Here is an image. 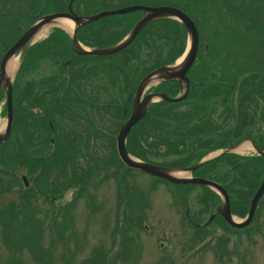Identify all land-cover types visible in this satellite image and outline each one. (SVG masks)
Masks as SVG:
<instances>
[{"label": "rangeland", "instance_id": "rangeland-1", "mask_svg": "<svg viewBox=\"0 0 264 264\" xmlns=\"http://www.w3.org/2000/svg\"><path fill=\"white\" fill-rule=\"evenodd\" d=\"M156 1L165 2L166 0ZM170 1L173 6L182 9L191 16L195 23L197 22L196 25L198 24L200 46L196 59L197 64L194 65L193 68H197L199 64L204 65L202 66L203 70H201V73H203L204 80L206 79L208 83H210L211 78H225L234 74V72H236L235 63L239 62L240 57L244 59L246 57V55L242 54L241 50H238L236 47L235 52H228L231 47L230 44L234 42L241 46L238 39L239 34L237 33L238 27L236 28V26L243 25L254 32L264 34V0ZM77 2L79 1L77 0ZM147 2H149V0H114V3H116L115 6H120V8L130 5H146ZM40 3L41 7H39L38 10L48 11L49 6L47 4L43 5L42 0ZM103 4L104 0H83L78 7L82 16H88L103 11L105 7ZM106 6H108V4H106ZM112 7L114 6H109V8ZM136 12L137 11L122 14L121 20L125 21L127 15L132 16L135 15ZM115 16L119 15H111L98 19L97 21L84 25V28H86V30H91L102 23L105 24L110 22L111 19L116 18ZM174 20L181 24L177 19ZM180 24L173 23L170 31L180 33L182 30ZM54 26L55 20L43 26L31 39V42L37 41L40 43L36 42L37 45L35 44L27 51L30 47L28 46L26 50L16 53L7 61L5 72L10 80H12L16 71H18L20 63L24 62L23 67L25 71L31 70V72L28 74L24 73V76H19V81L23 82L29 78L28 81L38 82L37 77L41 72L46 71L44 66L47 64L48 59L45 58V55H53L55 52L54 49L62 46L46 47L43 45V42H41L42 37L47 34L46 29ZM220 27H224L225 31L223 34H220L219 37L216 35L215 30L217 28L220 29ZM12 29L10 36L16 37L19 33L17 31H12ZM156 30L157 28H152V31ZM4 31L5 28L2 29V32ZM107 33L108 35L103 31L100 34L101 39H106L104 42H114L113 39H110L111 36H114L111 31ZM225 33H229L228 40H221L224 39ZM4 34H7V32ZM154 36L155 35L149 36V41ZM4 39V41L3 39L1 40L3 42L0 44V57L12 40L10 39L8 41L6 37H4ZM101 39L99 38L98 40L93 38L91 43L96 46L97 49L108 47V43L99 44V42L102 41ZM189 42V36L185 30L180 38L175 39L174 47L181 45L183 50H185ZM60 43V38L55 36L51 37L50 44ZM5 44L6 46H4ZM248 44L250 43L246 41L242 43V45ZM252 44L260 46L262 42L259 39H254ZM160 46L165 49L164 55H166V49L169 48L167 34L165 37H161ZM48 48H50V50L45 52ZM244 50H248L247 53H250V56L246 57V64H251L258 60L260 62V69L264 67L262 60H259L264 51L263 49L260 50L256 48L254 50L253 47H250V49ZM118 54L119 53L110 54L103 57L113 58ZM88 58L101 59L98 56ZM177 59L174 62H177ZM10 61H13L14 65L11 70H8ZM202 61L204 62L203 64L200 63ZM112 64L109 65L116 67ZM125 68L130 70L126 71L123 69L124 73H120V89L123 84L126 86L122 103L125 102L128 96L127 93L131 90V92H133L136 85V82L130 79L132 66H126ZM197 72L198 70L194 72V74H196L194 75L195 77L191 78L192 83L196 82L195 80H202V78H197ZM156 82L157 81H151L145 91H149L152 86L156 85ZM77 87H79V84ZM17 92L18 91H16V94ZM59 113V117L55 120L56 123L60 125L63 134L69 132L71 136H77L75 149L81 151V153L78 155H76L75 152L73 153L74 158L72 163L73 167H75L73 176L76 181H72V186L60 191V195L56 193L52 196L55 198L54 204L64 205L69 202L72 197L76 196L80 188H85L86 190L85 193L83 192L84 195L77 201L76 208L72 212L70 220L63 222L66 223L65 230L69 231V233H61V236H58L56 233L57 229L51 225L49 221H43V233L40 245L47 251V255H51V264H81V262L92 255L93 250H105L108 256H114L117 253L121 236L124 233L123 220L125 217V201L122 197L123 188L120 186V181L122 171H125V169L121 166H116L112 142L89 144L84 141L82 135L86 130L84 129L86 126V119L84 118L85 112L80 110L69 111V109L64 108L59 110ZM79 114L82 116L80 117ZM4 116L5 114H0V134H3V128L5 126ZM15 125L17 129L21 128L19 119L18 122H15ZM8 148L12 151L11 148H14V146ZM5 152L7 151L4 147L0 151V166L13 170L12 172L19 177L23 172L28 179L32 177L31 171L20 170L21 159L13 157L11 154H6V159V157H4ZM219 153L218 150L215 156L219 155ZM236 153L239 155L251 156L256 152L253 147H248L243 150H237ZM262 163L264 164V162ZM247 167H249L250 171H260L262 179L264 165L259 169L258 167L253 168L250 165ZM112 174H117V178L111 176ZM141 174L144 175L136 173L129 175L126 178L127 183L122 184L123 187L128 186L129 188L135 187L137 189H142L141 191H143V194L141 198L145 203L140 207V210L137 211V217L139 218L138 222L134 223L136 228H132L133 231L129 228L130 231L127 236L128 238L132 237V240L129 242L128 257L124 260H120L119 264H264V201L257 210L256 216L254 215L252 226L250 224L247 229L242 228L243 230L233 231L231 230L234 229L233 227L227 225L230 228L228 229L220 225L216 219L213 220L208 227H205L210 233L208 239L211 244L204 247L203 243L207 241V238L199 242L196 236L192 237V229L187 225L188 223L183 217L186 210H189L195 205L199 188H191L187 197H185V203H183L179 200L182 199L181 197L178 199L174 196L178 190L177 188L170 187L172 193L168 191L169 188L161 184L156 186L151 185V188L150 184L152 183V179L145 173ZM185 176H190V173L186 171ZM32 186L31 192L37 193V188L34 185ZM146 189H148V191ZM22 190L23 187L17 186L8 192H0V205H4L11 200L18 202L19 194H21ZM242 191L243 192L240 194H236L232 190V192L229 193V195H231L229 196L231 197L230 201H237L241 206H244V199L240 197L244 195L246 191L244 187ZM252 195H250L248 201L251 199ZM36 201L43 204L42 196L38 195ZM189 211L192 213L193 209ZM208 216L209 215H206V217ZM233 217L235 220L240 221L245 216L234 214ZM221 237L228 239L227 250L216 254L212 249V243L216 242L217 239ZM13 258L14 261L17 258L18 264H43L33 259L27 250L14 254ZM0 264H10L9 251L1 242Z\"/></svg>", "mask_w": 264, "mask_h": 264}, {"label": "trees", "instance_id": "trees-1", "mask_svg": "<svg viewBox=\"0 0 264 264\" xmlns=\"http://www.w3.org/2000/svg\"><path fill=\"white\" fill-rule=\"evenodd\" d=\"M140 17L139 12L132 16L127 15L125 21L121 20L120 17V32L111 36L114 42L109 41L108 45L114 44L121 39ZM173 23L180 24L172 18H161L149 22L134 41L120 51V54L125 55V61L120 64V71H124L123 69L129 71L130 69L125 67L132 66L130 79L137 83L150 70L162 64L172 63L183 51L181 45L174 47L175 39L180 38L181 34L185 32L182 24H180L182 29L180 33L170 31ZM153 27L157 28V30L152 31ZM196 27L198 29V24ZM236 28L241 46L234 42L230 44L231 47L228 52H235L236 47L247 57L250 56V53H247L248 50L244 49L253 47L254 50L256 48L264 50V34L254 32L243 25L236 26ZM224 31V27L215 30L216 35L219 37ZM166 34L169 48L166 49L167 53L164 55L165 49L160 46V39L165 37ZM228 34L225 33L224 39L221 40H228ZM152 35L155 36L149 41L148 37ZM254 39H259L262 45L252 44ZM245 41L251 45H242ZM139 54L145 56H140ZM246 57L245 59L240 57L238 63L233 62L236 66V72L229 77L219 79L210 77V83L204 78L200 81L195 80L196 82L194 83L191 82L192 86L188 91V104L184 109L175 110L172 108L183 103L172 104L164 100L150 103L145 115L131 129L126 139L127 151L142 161L164 167L186 168L198 162L210 150L229 148L245 139L251 140L260 150H264V67L260 69L258 60L254 61V63L246 64ZM133 59L136 60L134 61ZM259 60H262L264 64V51ZM24 70L25 68L21 66L17 77L18 82L20 79L19 75ZM136 74H138V77L135 78L134 75ZM157 86V90L172 97L177 92V86H174L171 81H163ZM125 117L120 112V123ZM45 129H47L46 123ZM13 143V141L7 140L0 148L1 150L4 147L6 148L7 152L4 154L6 159V154L12 155L9 152L15 151V148H11L12 151L8 148L12 147ZM44 146L46 149L48 146L47 141H45ZM52 147H55V149L46 152V156H48V158L45 156L46 161L49 160L47 161L49 163H46L45 171H31V180L33 181L29 186L25 187L19 176L12 171H7L6 167L0 166L2 168L0 170V192H8L17 186L23 187L21 194H19L18 202L11 200L4 205H0V242L9 251L10 264H18L17 258L14 261L13 256L24 250H27L36 261L43 264H51V255H47V251L40 245L43 221H49L57 229L56 233L58 236H61V233H69V231L65 230L66 223L63 222L70 220L77 201L84 195L83 192L85 193L86 189L80 188L76 197L71 201L64 205L54 204L55 198L52 196L56 193H61L60 191L66 187L57 183L56 179H58V176L66 179L67 176V171H64V165L60 167V171L50 170L54 166V154L59 151V159H61L64 152L66 154L75 152L78 155L81 151L75 149L74 145H57L56 140H54ZM59 147L62 149H59ZM112 150L116 166H121L125 169V171H122L120 181V186L123 188L122 197L125 201L123 237L121 236L119 248L114 256H108L105 250H93L92 255L81 262V264H119L120 260L126 259L130 247L129 242L132 240V237L128 238L127 235H129L130 229L136 228L134 223H137L139 218L137 217V211L145 203L141 198L142 189L123 187L122 185L127 183L126 178L129 175L143 172L128 168L119 159L114 141L112 142ZM14 157L20 159L19 154ZM262 162H264V156L261 155L244 156L226 152L203 163L192 170L191 173L193 176L218 182L225 188L228 195L232 190L234 193L240 194L243 192L242 188L244 187L246 191L240 197L244 199L245 205L241 206L237 201H230V207L232 214L245 216L250 201V199L248 201V198L254 193L261 180L260 171H250L247 166L258 167L259 169L264 165ZM82 175L84 176L83 173ZM111 176L117 178V174H112ZM151 179V188L161 184L169 188L168 191L170 193H172L170 187L177 188L178 190L174 196L178 199L181 197L182 199L179 200L183 203H185V197H187L191 188H199L195 205L189 209H193L192 213L187 210L188 215L183 217L187 221V225L192 229V237L196 236L199 242L207 238V241L203 243L204 247L211 244L208 239L210 233L207 228L195 223L205 220L207 218L206 215L214 213L213 219H216L220 225L230 229L222 216L216 212V207L221 204V198L214 190L204 185L170 183L165 179L154 176H151ZM32 185L37 188V193L31 192ZM146 190L148 191V189ZM38 195L42 196L43 204L36 201ZM263 201L264 194L257 204L256 212H258L257 210L263 204ZM250 224L252 226L253 220ZM249 225L244 227V229H247ZM231 230L238 231L243 229L234 228ZM227 243V238H218L216 242L212 243L214 253L219 254L226 251Z\"/></svg>", "mask_w": 264, "mask_h": 264}, {"label": "flooded vegetation", "instance_id": "flooded-vegetation-1", "mask_svg": "<svg viewBox=\"0 0 264 264\" xmlns=\"http://www.w3.org/2000/svg\"><path fill=\"white\" fill-rule=\"evenodd\" d=\"M40 1L41 0H0V41L2 39L4 41V37H6V40L8 41L12 39L9 42L7 49L31 26L33 22L37 20V18L41 16L61 12H70L72 15H82L78 6L83 0H78L79 2H75V0H42L43 5L47 4L49 6L48 11L46 12L38 10L39 7H41ZM106 4H108V6H106ZM103 5H105L103 11L120 8V6H115L116 3H114V0H104ZM110 5L114 7L109 8ZM146 5L173 6L170 0H166L165 2L149 0ZM140 12L142 15L146 14V11ZM115 17L116 18L111 19L110 22L105 24L102 23L91 30H86V28H84V25L86 24L77 27L76 35L78 42L91 49H97L96 46L91 43L93 38L98 40L99 38L101 39L100 34L103 31L107 35V32L109 31H111L112 35H116L120 32V15ZM46 24L49 23L43 24L38 30ZM4 28L5 31L2 32V29ZM11 29L12 31H17L19 34L16 37H11ZM46 31L47 34L44 35L41 40L43 45L46 47L62 46L56 47L53 55H45L48 62L44 66L46 71L41 72L37 77L39 83L28 81L29 78H27L26 81L18 82V71L14 74L12 80H10V78L6 76L5 68L2 71L1 67V58L7 49L0 57V114H5L4 119L6 124L8 120V89H10L12 120L7 140L14 142L13 146L15 151L12 152V156L14 157L19 154L21 159V171H45L44 167L46 163H49L47 162L49 160L46 161V157L48 158L46 152L55 149V147H52V145H54V140H56L57 145L75 146L77 136H71L69 132H64L65 134H63L60 125L55 121L60 115L59 110L64 108L69 109V111L80 110L85 112L84 118L86 119V126L84 129L86 130L82 135L85 142L89 144H104L116 141V136L121 124L126 120L127 114H130L132 111V104L138 82L148 73H145V75L138 80L134 91L131 92V90L128 92L125 102L122 103L126 86L123 84L120 89V73L123 72L120 71V63L125 61L124 54H120L119 51V54L113 58L103 57L107 55H79L74 50L71 32L69 30L63 26L55 25L54 27H48ZM6 32L7 34H4ZM53 36L60 38L61 43L50 44V39ZM3 41H1L0 44ZM104 41H106V39L100 41L99 44L108 43ZM36 42L33 41L31 43V40L28 41L26 47H28V45H30V47L27 51L33 47ZM4 46H6V44ZM50 48L45 50V52L50 50ZM22 50L24 49L22 48L19 52ZM92 56H98L101 59L88 58ZM133 60L135 61L136 59ZM196 62L197 61L195 60L186 72V76L189 79L187 89L186 84L180 82L178 78L159 80L149 91H145L149 84L146 86V89L141 96V100L147 93H164L157 90V85L163 81H171L174 86H177V92L173 97L181 96L183 99L169 103H183L173 106L172 108L175 110L186 108L188 104V91L192 86L191 78L195 77L193 74L196 72L195 69L198 70L197 78H204L203 73H201V70H203L202 66L204 65L198 63V67L193 68L194 65L197 64ZM200 63L203 64L204 62L202 61ZM109 64L115 65L116 67L110 66ZM23 65L24 62L20 63V66ZM30 72L31 70H24L20 76H24V73L28 74ZM134 77H138V74L134 75ZM78 84L79 87H77ZM16 91H18L17 94ZM120 112L126 116L121 123ZM79 116L81 117L82 115L79 114ZM18 119L21 124L20 129H17L15 126V122H18ZM45 123L47 129H45ZM129 133L127 137L129 136ZM7 140L0 143V148H2ZM45 141L48 142L46 149L44 146ZM59 149L62 148L59 147ZM59 156V151H56L53 156L54 166L50 170L60 171V167L62 165L65 166L64 171H67L66 179H62V176H58V179H56L57 183L66 186L64 189L62 186V189L65 190L73 185L72 181H76L73 176V171H75V167H73L72 163L74 156L73 152H69L68 154L64 152L61 159H59ZM1 169L2 168L0 167V170ZM29 178L30 180L32 179V177ZM32 181L33 180H31L30 184Z\"/></svg>", "mask_w": 264, "mask_h": 264}, {"label": "water", "instance_id": "water-1", "mask_svg": "<svg viewBox=\"0 0 264 264\" xmlns=\"http://www.w3.org/2000/svg\"><path fill=\"white\" fill-rule=\"evenodd\" d=\"M136 10H143L147 13L140 18L134 26L131 28V30L116 44L101 48V49H86L81 46V44L77 40L76 36V28L86 24L88 22L97 20L101 17L112 15V14H124ZM58 17H65L70 20H72L75 25L74 29L71 33L72 37V43L74 50L79 55H108L115 53L124 47H126L128 44H130L134 38L138 35V33L142 30V28L150 21L158 18H174L180 21L189 36V46L187 48L186 53H184L182 60L180 63H176L175 65H162L159 68H156L146 74L138 83L135 96L132 104V111L130 115L128 116L127 120L121 125L117 138H116V150L117 154L120 158V160L127 166L133 169H137L140 171H143L147 174L163 178L165 180H168L169 182L176 183V184H199V185H206L210 187L211 189L218 192L223 199L222 206L218 208L219 213L222 215V217L225 219V221L233 227L236 228H242L246 225H248L254 215L257 203L260 199V197L264 193V171L263 176L260 185L254 192L247 211V215L244 218L243 221H237L233 218V215L231 214L230 210V200L228 193L226 190L217 182L205 179L202 177H186L181 176L177 177L172 175L169 171L171 168L163 167L160 165H156L149 162H144L141 160H138L131 156L125 146L126 136L130 129L144 116L146 113V108L148 106V103L152 101L154 98L162 99L168 102H177L183 99V97H169L164 93H147L143 99L141 100V96L146 89L147 83L150 82L151 79H160V80H169L171 78H178L180 82H184L186 84V89L188 88V82L189 79L186 76L187 70L191 67L193 64L197 50H198V44H199V33L198 30L192 21V19L181 9L174 7V6H146V5H130L126 7H122L115 10H107L102 11L93 15L88 16H80V15H72L69 13H53V14H47L42 17H40L38 20H36L17 40L15 43H13L3 54L1 59V67L2 71L4 70L5 64L9 58H11L18 50H20L29 40L30 38L35 34V32L40 28L43 24L55 20ZM11 86V85H9ZM8 120L5 132L3 134H0V143L4 141L10 132V125L12 120V110H11V103H10V89H8ZM254 150L257 152V154L264 156V151L257 148L255 145H253ZM230 151V149L228 150ZM226 152V151H225ZM211 158H202L199 162L196 164L189 166L187 168H184L185 171H192L198 166L202 165L203 163L207 162ZM25 179V177H23ZM213 215H211L209 221L212 219Z\"/></svg>", "mask_w": 264, "mask_h": 264}, {"label": "bare ground", "instance_id": "bare-ground-1", "mask_svg": "<svg viewBox=\"0 0 264 264\" xmlns=\"http://www.w3.org/2000/svg\"><path fill=\"white\" fill-rule=\"evenodd\" d=\"M76 1H77V0H75V2H76ZM146 6H148V5H146ZM125 7H126V6H125ZM121 8H122V7H121ZM117 9H119V8H117ZM114 10H115V9H114ZM105 11H107V10H105ZM136 11L139 12L140 15H142L140 11H143V10H136ZM100 12H102V11H100ZM132 12H134V11H132ZM98 13H99V12H98ZM128 13H129V12H128ZM146 13H147V12H146ZM95 14H96V13H95ZM124 14H125V13H124ZM92 15H93V14H92ZM112 15H120V17L122 16V14H112ZM107 16H111V15H107ZM143 16H144V15H142L140 18H142ZM104 17H105V16H104ZM101 18H102V17H101ZM140 18H139V19H140ZM139 19H138V20H139ZM138 20H137V21H138ZM137 21H136V22H137ZM136 22H135V23H136ZM135 23H134V24H135ZM148 23H149V22H148ZM148 23H147V24H148ZM86 24H87V23H86ZM147 24H146V25H147ZM55 25L63 26L64 28H66L67 30H69L70 32H72L75 23H74L72 20L68 19V18H65V17H58V18L56 19V21H55ZM83 25H84V24H83ZM146 25H145V26H146ZM133 26H134V25H133ZM133 26H132V27H133ZM132 27H131V28H132ZM130 30H131V29H130ZM130 30H129V31H130ZM129 31H128V32H129ZM179 62H180V59H179ZM13 65H14V62H13V61H10V63L8 64V70H11V68H13ZM130 113H131V112H130ZM129 115H130V114L128 113V114H127V118H128ZM127 118H126V120H127ZM126 120H125V121H126ZM125 121H124V122H125ZM124 122H123V123H124ZM138 122H139V121H138ZM138 122H137V123H138ZM123 123H122V124H123ZM137 123H136V124H137ZM122 124H121V125H122ZM136 124H135V125H136ZM135 125H134V126H135ZM134 126H133V127H134ZM120 127H121V126H120ZM133 127H132V128H133ZM132 128H131V129H132ZM119 129H120V128H119ZM131 129H130V130H131ZM129 132H130V131H129ZM129 132H128V133H129ZM117 134H118V133H117ZM127 135H128V134H127ZM116 138H117V136H116ZM126 139H127V136H126ZM114 142H115V149H116V141H114ZM125 146H126V141H125ZM242 147H252V145L250 144V142H245L244 144L240 145L238 148L241 149ZM126 149H127V148H126ZM239 149H238V150H239ZM116 153H117V150H116ZM128 153H129V152H128ZM129 154H130V153H129ZM117 155H118V154H117ZM130 155H131V154H130ZM131 156H133V155H131ZM118 157H119V156H118ZM133 157H134V156H133ZM134 158H136V157H134ZM119 159H120V158H119ZM136 159H138V158H136ZM138 160H140V159H138ZM141 161H142V160H141ZM144 162H146V161H144ZM149 163H150V162H149ZM153 164H154V163H153ZM156 165H158V164H156ZM160 166H161V165H160ZM163 167H164V166H163ZM167 168H171V170H170L169 172H170L172 175H174V176H177V177L185 176V172H186V171L183 170V169H180V168H173V167H167ZM141 172H143V171H141ZM143 173H145V172H143ZM145 174H147V173H145ZM140 175H144V174H141V173H140ZM147 175H149L150 178H151V176H153V175H150V174H147ZM154 177H156V176H154Z\"/></svg>", "mask_w": 264, "mask_h": 264}]
</instances>
